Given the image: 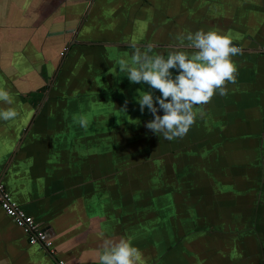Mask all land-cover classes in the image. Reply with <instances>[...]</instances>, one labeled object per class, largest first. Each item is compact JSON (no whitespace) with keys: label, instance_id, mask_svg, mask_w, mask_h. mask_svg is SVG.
Segmentation results:
<instances>
[{"label":"crops","instance_id":"0c3cea01","mask_svg":"<svg viewBox=\"0 0 264 264\" xmlns=\"http://www.w3.org/2000/svg\"><path fill=\"white\" fill-rule=\"evenodd\" d=\"M201 29L242 47L237 83L168 141L118 61ZM0 89L19 114L0 120V175L55 249L0 207V264H99L120 238L140 264H264V0H0Z\"/></svg>","mask_w":264,"mask_h":264},{"label":"clouds","instance_id":"9594fccd","mask_svg":"<svg viewBox=\"0 0 264 264\" xmlns=\"http://www.w3.org/2000/svg\"><path fill=\"white\" fill-rule=\"evenodd\" d=\"M175 40L167 56L155 54L151 44L142 50L133 41L131 61L123 58L118 61L119 71L126 74L130 83L147 85L153 90L138 89L135 101L141 113L147 109L153 116L145 127L168 141L186 136L196 121L197 111L204 115L197 106L208 104L217 93L228 95L227 85L236 84L238 75L232 57L244 54L242 47L233 45L231 38L218 30L185 32ZM185 48L195 51L189 55ZM0 102L13 104L5 89H0ZM127 105L125 100L120 111L126 112ZM161 111L163 115L159 114ZM18 115L13 107L0 108L2 121L14 120ZM87 123L80 118L81 127L86 129ZM98 257L99 264H140L143 254L127 239L120 238L105 239Z\"/></svg>","mask_w":264,"mask_h":264},{"label":"built area","instance_id":"2783aa9c","mask_svg":"<svg viewBox=\"0 0 264 264\" xmlns=\"http://www.w3.org/2000/svg\"><path fill=\"white\" fill-rule=\"evenodd\" d=\"M0 207L13 222L22 229L32 246H38L47 255L54 256L53 243L45 229L37 224L11 197L2 175H0Z\"/></svg>","mask_w":264,"mask_h":264},{"label":"water","instance_id":"95a60500","mask_svg":"<svg viewBox=\"0 0 264 264\" xmlns=\"http://www.w3.org/2000/svg\"><path fill=\"white\" fill-rule=\"evenodd\" d=\"M190 49V48H189ZM2 178H3V180H4V178H5V175H2ZM4 183H5V181H4ZM5 185H6V183H5ZM7 187V186H6ZM8 189V188H7ZM9 191V190H8ZM11 195V194H10ZM34 221L37 223V224H40L39 222H37L35 219H34ZM41 225V224H40ZM44 229H45V231H46V233H47V237H48V239L49 240H51V242H52V237H53V231H52V229L51 228H45L44 227V225L42 224L41 225ZM53 243V242H52ZM54 247V246H53ZM55 261L57 262V260L55 259Z\"/></svg>","mask_w":264,"mask_h":264},{"label":"rangeland","instance_id":"374dc122","mask_svg":"<svg viewBox=\"0 0 264 264\" xmlns=\"http://www.w3.org/2000/svg\"><path fill=\"white\" fill-rule=\"evenodd\" d=\"M198 14L203 13L202 11L197 12Z\"/></svg>","mask_w":264,"mask_h":264}]
</instances>
